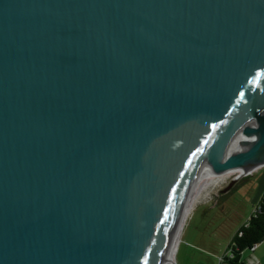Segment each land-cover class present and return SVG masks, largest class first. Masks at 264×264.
Listing matches in <instances>:
<instances>
[{"label": "water", "instance_id": "obj_1", "mask_svg": "<svg viewBox=\"0 0 264 264\" xmlns=\"http://www.w3.org/2000/svg\"><path fill=\"white\" fill-rule=\"evenodd\" d=\"M262 167L264 0H0V264H165Z\"/></svg>", "mask_w": 264, "mask_h": 264}, {"label": "rangeland", "instance_id": "obj_2", "mask_svg": "<svg viewBox=\"0 0 264 264\" xmlns=\"http://www.w3.org/2000/svg\"><path fill=\"white\" fill-rule=\"evenodd\" d=\"M241 173L231 174L196 199L181 233L175 264H226L233 237L264 195V167L235 181ZM242 257L247 264H264V242Z\"/></svg>", "mask_w": 264, "mask_h": 264}, {"label": "trees", "instance_id": "obj_3", "mask_svg": "<svg viewBox=\"0 0 264 264\" xmlns=\"http://www.w3.org/2000/svg\"><path fill=\"white\" fill-rule=\"evenodd\" d=\"M264 242V195L247 223L233 237L225 258L226 264H247L242 255L246 250L253 251Z\"/></svg>", "mask_w": 264, "mask_h": 264}, {"label": "bare ground", "instance_id": "obj_4", "mask_svg": "<svg viewBox=\"0 0 264 264\" xmlns=\"http://www.w3.org/2000/svg\"><path fill=\"white\" fill-rule=\"evenodd\" d=\"M249 134H246V133H243L237 142L233 143V145L229 148L228 151L224 152L220 161H219V165L221 164V162L224 160V159H231L233 156H234V152L236 151V149L241 146L246 140L250 139V135L248 136ZM239 172V171H238ZM234 173H237L236 171H232V172H227V173H221V172H216L215 170L212 171V173L209 175V177L207 178V180L204 182V184L202 185V187L200 188L198 194L196 195L194 201L192 202L186 216H185V219L176 235V237L174 238L173 240V243H172V246H171V249H170V253H169V256H168V260L165 264H175V254H176V250H177V247L179 245V242H180V237H181V233H182V230H183V227H184V224L186 222V219L187 217L189 216L191 210L193 209L194 207V203L196 201V199L203 193L204 190L208 189L209 187H211L212 185H217L219 184L220 182H222L223 180L226 179V177L230 176L231 174H234ZM206 196V195H205ZM203 196V197H205ZM209 197V196H208Z\"/></svg>", "mask_w": 264, "mask_h": 264}, {"label": "built area", "instance_id": "obj_5", "mask_svg": "<svg viewBox=\"0 0 264 264\" xmlns=\"http://www.w3.org/2000/svg\"><path fill=\"white\" fill-rule=\"evenodd\" d=\"M255 249V248H254ZM254 251V250H253Z\"/></svg>", "mask_w": 264, "mask_h": 264}]
</instances>
